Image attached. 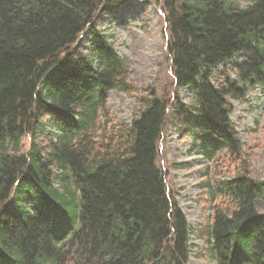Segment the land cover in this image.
I'll list each match as a JSON object with an SVG mask.
<instances>
[{"label":"trees","instance_id":"16d2710c","mask_svg":"<svg viewBox=\"0 0 264 264\" xmlns=\"http://www.w3.org/2000/svg\"><path fill=\"white\" fill-rule=\"evenodd\" d=\"M127 1L0 0V264H188L190 225L157 165L163 127L203 158H240L231 101L264 90V0H144L164 14L174 92L142 94L111 126L108 93L133 87L97 21ZM81 36L87 56L71 51ZM235 56V78L217 73ZM246 172L199 184L229 204L197 230L212 264H264V181Z\"/></svg>","mask_w":264,"mask_h":264},{"label":"rangeland","instance_id":"374dc122","mask_svg":"<svg viewBox=\"0 0 264 264\" xmlns=\"http://www.w3.org/2000/svg\"><path fill=\"white\" fill-rule=\"evenodd\" d=\"M232 1H237L242 6L247 4L246 0ZM97 22V29L107 38L117 55L126 61L128 84L135 92L108 93L107 117L103 118V122L108 119L111 126L129 124L139 109L137 97L148 95L150 90H154L158 96H171L174 92L166 50L168 35L165 31L164 14L161 6L154 3L128 0L115 12ZM72 50L79 51L83 56L88 55L87 38L79 37ZM215 78L216 76L214 80ZM180 98L185 104L194 100L188 90H182ZM231 106L230 119L243 146L239 159L228 158L223 153H219L214 159L203 158L192 149L191 138H179L175 125L169 121L165 123L157 144V165L166 171L168 194L184 212L190 225L191 254L188 264H212L201 251L205 244L198 237L197 230L204 223H210L216 204L221 208L229 206L227 202L223 204L219 200L211 207V201L199 187L202 177L206 176L213 183L220 178L247 171L251 178L264 181V90L256 87L247 94L243 102L231 101ZM99 132L95 135L98 136ZM23 144L25 150L29 140L25 138ZM221 155L223 157L219 158ZM255 207L259 213L264 214V206L259 201L255 202Z\"/></svg>","mask_w":264,"mask_h":264}]
</instances>
